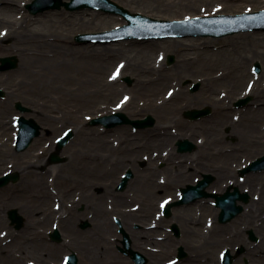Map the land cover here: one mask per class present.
<instances>
[{
    "label": "rangeland",
    "instance_id": "374dc122",
    "mask_svg": "<svg viewBox=\"0 0 264 264\" xmlns=\"http://www.w3.org/2000/svg\"><path fill=\"white\" fill-rule=\"evenodd\" d=\"M15 1L17 2V4H20L22 11H19V9L15 11L7 5H0V38L7 33L10 34V37L8 36L7 38L1 39L0 41V57L16 56L18 58V66L16 68L7 71H0V88L4 89L7 92V95L4 98L0 99V174L7 169H15L14 166L16 162L12 158L9 159V156H11V149L13 148L11 141L13 130L8 132L6 131V127L8 126V124L10 126L12 125L11 122L14 121L19 113V111L15 108V103L17 101H21L23 105L30 108V111L24 113V115L27 117L35 118L39 123H41L42 121L48 122L46 120H42V118L44 117L45 119H48L51 116L54 117L56 123L60 122L63 125V122L66 121L64 119V117L66 116L65 113H69L71 115L75 114L74 120L76 124H72V126H75V128H80L81 130H83V132H87L89 134H92V131L90 130L93 129V135H87L84 137H82L80 133L81 131L79 129L78 134L74 138V141H76V137L77 140H83V145H75L73 147L75 149L78 148L83 152L86 149L84 143L85 140L88 139V137L92 138L93 136L94 139H98L96 142L93 138V142L91 141V139L89 140V142H91L94 147L97 145L98 141L102 139L104 132L103 127H101L100 125H91L90 119L112 113L114 109L113 106L124 94H130L132 98L122 109V111L127 115L133 118H139L146 117L147 115L151 114L156 118V121L158 122L161 121L162 123H166V121H168L166 119H163L164 117H162V115H165L164 112L155 110L153 106L148 105L149 99L141 96V88L146 82V78L141 75L143 68H151L153 66H158L161 63H164L166 66L165 68L173 76H170V78H168L169 81H164L162 83L164 85H170V88L176 91L175 93L179 92V89L185 91V89H189L192 84L200 83L201 90L200 88H198L192 93L189 89V92H185L192 98V101H194L195 104H193L192 107L195 108H201L205 106H210L212 108V106L209 105L208 102L212 101V103H214L213 99H207L209 94L208 86L209 84L214 85V83L217 82L204 80V78H206L208 69L215 70L218 68H223L225 65L240 62L243 70L247 75L244 85V88L247 91L251 89L252 85H264V31H247V33L252 34L251 37L246 34L244 39L235 41H232L229 38L244 32L219 37V40L215 41H211L210 36L200 37L204 38L201 40H182L179 37L178 42L167 43V38L164 42L160 41V43L154 48H146L143 44L144 41L137 38H131L111 44H79L75 40L76 35L80 33L100 32L114 29L118 26L126 24V20L121 15L106 13L104 11L96 9H79L72 11L66 9L65 7H62L61 9L47 10L38 14H33L26 7V4L31 3L33 0ZM113 1L128 8L132 12H139L154 18L166 20L183 19L177 14L184 13L190 14L189 18H191L205 15L241 14L245 12L264 10V0H260L258 2L239 1L238 3H235L234 6H230L229 8H222V5L218 4L217 2L207 8L200 9H195L193 7L191 9L190 6L186 7L183 5L173 7H157L155 3L148 0ZM54 13L58 14V18H55V21H47L43 19L45 15ZM97 14H100L99 18H94V16ZM63 17L67 18V20L62 21ZM29 19L30 21H28L26 25L24 22ZM57 19L62 20L58 22ZM14 22L24 23L25 26H27L29 29H32L34 32H41L43 34H49L53 36L57 35L64 38L67 37L70 40L68 41V44H60L63 45V47L60 49L56 48L51 50L50 47L43 46L45 48L44 51L47 52V56L49 57L47 61H43V65L50 66L64 61L65 59H72L77 57L79 58V56H77L78 51H83V48H86L85 51L91 53L86 56L83 55V57L80 56L79 61L74 62V72L72 74H69V76L58 75L57 73L58 71H60V68H52L55 74L48 73L49 70L41 72L44 73V76L43 74H41L37 77H40L44 86H51L49 88L43 87L40 92H32V87L28 85V82H23L20 73L18 74L17 72H15V70L20 67L19 64L21 62V58L19 57L16 50L14 51L11 49L14 36L11 35V33L14 32L19 26L13 24ZM103 48H108L109 52L107 55H105L104 58H99L97 55V51H100ZM219 51L222 52L218 53ZM169 55L175 56L174 62H168ZM128 62H132L134 66L128 67ZM256 63H259L262 68L261 72L258 74L254 71V66ZM121 64L127 65H125L123 71H121L119 81L116 83V85H114L113 89H111L112 94L109 96L97 95L95 91L98 89L97 87L99 86V84L97 85L94 83L95 77L97 78V74L94 72V70L100 69L101 71H104L105 76H108L114 67L118 68ZM99 74L101 77H98L103 83L102 78L104 77V74ZM179 76L181 78H179ZM127 77L131 78V84H129L125 80ZM167 91L168 89L166 90V92ZM226 93H228V90L225 87L223 88L222 86H219L215 91V98L219 99L221 95H225ZM248 97H250V100L247 104L242 107L236 106V103L240 99H246ZM253 100L254 96L249 94L244 98L235 100L231 104L233 111H230L228 113L229 121L240 122L242 118L241 116L243 115L241 109L249 106L253 102ZM213 109L214 107L212 108V112ZM181 114L183 113L181 112L180 115ZM250 115L255 116L256 114L251 113ZM222 117L224 118V116ZM186 121L190 123L200 122L201 119L196 121ZM169 122L172 123L169 124L171 125L170 129H175L177 128L176 126L179 125L176 124V122H172L170 120ZM258 126L260 129L264 130V112L258 117ZM63 127H66V125H64ZM223 133L226 147L231 150V146L238 143V136L236 135V131L231 125L227 124L223 127ZM199 136L202 139L201 134ZM262 141V148H264V137L262 138ZM72 142L70 143L69 147L72 146ZM197 143H199V141H197ZM43 147H45L48 152V149L51 147V145L47 143ZM69 153L72 154L74 153V151L71 150L69 151ZM249 155L250 154L247 152L240 151L238 153V158H232L230 164L231 166L229 167H232L235 170L233 169L232 171H230V173H226L227 176L222 179L215 177V185L217 187L224 186L227 188L230 185L239 186L235 184L236 181H239L240 183H243L242 187L239 186L240 191L242 193L246 192V189L249 188L248 176L258 174L255 172L247 174L241 173V168L243 167L242 162ZM260 155H263V153ZM250 157L252 161L256 159L254 157L252 158V156ZM224 162L226 163V165L227 163H230L229 159H227V156L224 158H220V163L223 164ZM10 186L12 189H21L24 185L21 182L9 184V187H4L3 189H0V191L9 190ZM243 186H245V190L243 189ZM212 187L214 186L212 185ZM217 187L211 189V191L213 190L218 192ZM261 187L264 190V185L258 184L257 190L251 189L248 192L249 197H251V202L255 200V197L262 195ZM256 191L257 194H254ZM166 195L176 197L177 193L174 190ZM166 195L157 194L155 196V203L157 204L158 201ZM77 198H80V196L77 195ZM107 199L110 202L112 200V197H108ZM213 201V198H207L203 200L201 199V202L199 203H201V206L204 208V210L200 206H198L197 203L196 208L194 209L196 216L200 215L202 211L204 212V227H202L203 231L211 235L213 237V241H219L213 242L214 244H211L208 247V250H211L215 253L208 252L207 256L202 258L204 260L203 264H213L211 261V257L218 258L219 251L224 248L233 249L234 246L238 245L239 242H236L235 240L233 242H230V237L233 236L231 232H226L227 234L224 233L221 236L223 237L222 240L214 238V235L216 234V232H214V227L218 222L215 221L216 210L214 208L215 206L213 205ZM157 207L155 208V211H158ZM178 209L179 207L175 208L174 213ZM245 211L248 212V208ZM109 212L111 213V209L109 210ZM113 214H115V212L111 213V217ZM115 217L117 216L114 215L113 218ZM236 221L237 218L229 223H226V225L224 226H227L226 228L229 227L232 229L234 228L233 225L235 224L241 225L243 231L245 230L248 237L247 232L249 230H252L253 228L245 229V223L238 224L236 223ZM162 233L164 232L159 230V232H157V235H162ZM255 233L257 234V232ZM257 237L260 239L259 245H261L262 236L260 234H257ZM58 247L60 253H63V255L73 251L68 242H62ZM256 252L260 251L257 250ZM173 255L174 254L170 253L168 256L172 257ZM254 255L255 253L251 256ZM250 258L243 255L240 259L241 264L258 263V259L256 262V260H251ZM162 259L167 258L163 255ZM161 264H164L163 260Z\"/></svg>",
    "mask_w": 264,
    "mask_h": 264
},
{
    "label": "flooded vegetation",
    "instance_id": "af4514ba",
    "mask_svg": "<svg viewBox=\"0 0 264 264\" xmlns=\"http://www.w3.org/2000/svg\"><path fill=\"white\" fill-rule=\"evenodd\" d=\"M43 123L45 125L42 133L33 142V145L37 142L35 147L31 149L33 145L30 146L15 159L17 168L23 174L16 183L21 182L24 186L21 189L0 191V264H61L63 253H60L58 246L62 242L71 241L73 236H76L77 230L86 231L93 225L91 218L94 215V204L92 198L87 195L93 192L102 195L109 189L108 196L113 190L126 192L131 188L132 191L123 201L125 203L123 208L135 213V217L131 218L132 228L135 231H156L157 228L152 224L151 216L145 217V223H141V202L137 194L140 192L151 194L152 192L166 195L174 190L179 191L187 186L189 181L193 182L206 173L211 174L215 180V171L219 167V155L215 158L214 155L209 156L210 151L206 155L203 154V158L196 155L199 150L198 146L204 145L206 139L202 129L197 133L195 131L191 133V130L185 131L182 125L175 129H163L158 133L165 141L160 142L156 141L152 130L154 126L140 128L133 125H122L105 128V135L95 149L89 142L90 139L93 142L92 138L88 137L85 140V153L80 157L87 158L89 161L96 156L106 162L111 159L107 177H110L112 181H107V185L90 186L85 194L74 185H70L71 183L64 178L65 174L71 173V160L76 156L68 159L66 156L69 154L64 153L63 161L54 162L52 150L45 154L46 148L43 147L49 143L52 149L55 148L58 137L64 130L72 127L73 118L70 115L67 116L63 125L60 122ZM64 125L66 127H63ZM184 139L192 141L196 148L193 151L180 152L177 143ZM94 150L97 151L96 154L93 153ZM14 151L18 152L16 149ZM208 160L214 165H210ZM125 175H130V178L124 189L119 190ZM141 176L151 178V181L147 184L141 183L139 181ZM102 178V173H98L96 179L101 181ZM77 195L80 196L79 199ZM103 202L106 209L108 205H111V208L116 211L114 201L109 202L106 197V201L103 199ZM85 210H87L86 216L81 215L77 218V215L81 212L85 213ZM186 213L187 210L182 209L167 218L162 228L167 235L163 238H158L156 234L154 237H147L143 232L141 240H149L146 249L168 256L173 251L178 255L179 248L183 246L186 255L181 264H203L202 258L205 256L206 248L204 236L199 230H188L184 227L178 215L182 214L184 218L189 219ZM197 218L198 222L194 228L203 225V216L200 215ZM109 221L113 222L114 228L108 230L106 235L113 251L120 257L131 261V264H137L132 256L125 252L123 230L128 233L132 250L146 254L145 250L134 244L122 218L109 216ZM84 223L87 224L85 228L82 227ZM174 223L178 226V234L173 229ZM67 224L69 227L66 226ZM166 240L173 245L165 247L162 251L160 244ZM45 243L49 244L47 250H45ZM158 246L160 249H157ZM189 247H192L191 254ZM251 248L253 247L244 246L243 249H238V253L240 252L241 256H251ZM105 255L106 252H103L101 264H108ZM238 259L239 257L236 262ZM117 264L121 263L117 261Z\"/></svg>",
    "mask_w": 264,
    "mask_h": 264
},
{
    "label": "bare ground",
    "instance_id": "6f19581e",
    "mask_svg": "<svg viewBox=\"0 0 264 264\" xmlns=\"http://www.w3.org/2000/svg\"><path fill=\"white\" fill-rule=\"evenodd\" d=\"M132 1H141V0H132ZM157 5V7H173V6H186L192 9L193 8H207L212 4H215L218 2V4L222 5V8H229L230 6H234L235 3H238L239 1H250V2H258L260 0H148ZM0 5H7L14 9L15 11L19 9V11H22V8L20 4H17L15 0H0ZM178 16H181L182 18H188L190 14L184 13V14H177ZM63 16V15H62ZM100 14H97L94 16V18H99ZM93 17V16H92ZM55 18H58V14H47L44 16L43 19L47 21H55ZM58 22L62 19H57ZM67 20V18L63 17L62 21ZM29 20H26L24 23L27 25ZM24 23H13L15 25H19L18 28L14 32L11 33L13 36V45H11L12 50H16L18 53L20 59L19 68L15 70L18 74L22 76V81L28 82V85L31 86V91H38L40 92L43 87L49 88L51 85L44 86L42 84V80L40 77H37L38 75L43 74L41 72H45L49 70L48 73L55 74L54 70L52 68H60V71H58V75H66L69 76V74H72L74 72L73 70V64L74 62H78L80 59V56L83 57V55H88V51H85L86 48H83V51H78L79 58H72V59H65L64 61L58 62L54 65L46 66L43 65V61H47L49 57L47 56V52L44 51V47H50L52 49H60L63 47V45L60 44H68L70 41L67 37H60L57 35H49V34H43L41 32H34L32 29H29L27 26H25ZM22 30V31H21ZM248 34V36H252V34L244 32L241 34H237L235 36H232L229 38L232 41L244 39L245 35ZM259 34V33H257ZM10 37V34L7 33L3 35L0 38L4 39L7 37ZM53 36V37H50ZM182 40H201L204 38L200 37H186V38H180ZM211 41L219 40V38H212L210 37ZM50 41V42H49ZM143 44L146 48H154L157 46L160 41L164 42L165 39H149V40H143ZM167 43L171 42H178V38H168L166 40ZM142 43V42H141ZM109 52L108 48H103L100 51H97V55L99 58H104L105 55H107ZM222 51H219L218 53H221ZM45 55V57H44ZM40 56V57H39ZM125 65L127 64H121L119 67L118 74L123 71ZM117 66V65H115ZM134 66L132 62H128V67ZM165 64L161 63L158 66H153L151 68H143V71L141 75L146 78V82L141 88V96L145 97L146 99H149L150 106H153L155 110H158L159 112H165L167 113L170 118L169 120L172 122H176L177 124H180L184 126L187 130H191V133L195 131L197 133L200 129H202L205 132V143L204 145L199 146V150L197 151L196 155L199 158H203V153H208L210 151V155H214V158L216 156H220V158H224L227 156V159H229L231 163L232 158H238V153L240 151H244L249 153L250 155L242 162V164L247 163L251 157L258 156L259 154L264 153V148H262V138L264 137V130L260 129L258 126V117L260 114L264 112V85H252L251 89L248 91L244 88L245 85V79L247 78L246 72L243 70V67L241 66L240 62H236L234 64L225 65L223 68L218 69H208L207 75L204 80L206 81H213L217 82L214 83V85L209 84L208 89V97L207 99L211 100L213 99L214 103H211L215 109V115L214 117L207 118L201 122L188 124L184 121H182L179 117V113L191 108V106L194 104L192 101V98L187 95L186 93L179 91L177 93H167L166 90L170 89V85H164L162 82L169 81L168 78L170 76H173L168 72V70L165 68ZM94 72L97 74V78L95 77L94 83L99 84L97 87L98 89L95 91L97 95L105 96V95H111V89H113L114 85L119 81V78L117 77V67H114L110 74L108 76H105L104 71H101L100 69L94 70ZM104 74L103 83L99 79L100 74ZM99 76V77H98ZM115 76V78H113ZM179 78H181L179 76ZM30 80V81H29ZM101 85V86H100ZM219 86L225 87L228 90V93L225 95H221L219 99L215 98L216 94L215 91ZM244 88V89H243ZM245 90V91H243ZM253 95L254 100L253 102L247 106L244 109H241V112H243V115L241 116L240 122H230L229 121V112L233 111V108L231 104L239 99L244 98L246 95ZM179 98L185 99L184 102H180ZM132 99V98H131ZM127 103H122L121 105L115 104V108L122 109ZM255 113L256 115L251 116L248 113ZM224 116V118L222 117ZM54 119V117H49L50 119ZM166 121V123H162L159 121L156 123L154 128L152 129L154 132V135L156 136V141L163 142L165 141L164 138L161 136L158 130V128H166L169 127V124H172L171 122ZM229 124L233 127V129L236 131V134L238 136V143L232 145L231 151L229 149H225L226 143L223 140L222 133H223V127ZM193 127V128H191ZM205 127V128H202ZM12 129V127H10ZM6 131H8V126L6 127ZM83 132V130H82ZM84 133V132H83ZM259 147V149H258ZM207 151V152H206ZM250 158V159H248ZM207 160V159H205ZM112 160L110 159L109 162H106L102 158H98V156L93 157L92 161H89L87 158L79 157L77 156L75 159L71 160V173L65 174L64 178L69 181L71 184L77 187L82 191V193L87 191V189L90 186H96V185H107V181H112L110 177H107L109 173V163ZM209 161V160H208ZM210 162V161H209ZM210 165H214L212 162H210ZM229 163H224L222 166H219L216 168V174L219 179H222L226 177V173H230L232 171V167ZM98 173H102V180L98 181L96 179V176ZM249 182L248 187L251 189L257 190V185L261 184L264 185V170L259 172L257 175H251L248 176ZM139 181L141 183L147 184L149 181H151V178L141 176L139 178ZM235 184L242 187L243 183H240L239 181H236ZM245 186H243V189ZM143 189V188H141ZM140 189V190H141ZM224 186L219 187V191H223ZM263 196L260 197L259 201H253L250 205V210L248 212L244 211L239 218H237L236 223L238 224H248L253 229L256 230L258 234L262 236L261 245H254L253 248H251V253L254 254L257 250L260 252H256L254 256H251V260L258 259L257 264H264V217L261 216L264 211V190L261 187ZM260 190V192H261ZM132 191V189H128L126 192H113V201L115 202L116 210L119 212V216L122 218L123 223L127 231L131 234L134 244L137 246H140L142 249L145 250V253L147 254V257H149V263L148 264H161V259L159 260V256L161 252H152L148 251L146 249L147 244L149 243V240L143 241L141 240V237L143 235L144 230L135 231L132 228V221L131 218L135 217V213H132L131 211H127L125 208H123L124 204L123 201L127 197V195ZM109 192V189L107 191H104L102 195L95 194L94 192L92 194H87L92 198L93 204H94V210H93V217L91 218V222L93 225L90 229L86 231H76V236H73V239L69 241V246L75 248L78 251V259L80 264H101L103 252H106L105 258L108 260V264H117V261L121 264H131V261L127 260L126 258H122L119 255L115 254L113 251L112 245L109 243L108 236L106 233H108V230H112L114 228L113 222L109 221V210L105 208L104 202L102 203V200L104 199L106 201L107 193ZM105 193V194H104ZM257 191L254 193L256 194ZM86 194V193H85ZM143 194V195H142ZM153 193L151 194L149 192H140L137 194L139 198L143 200V206L145 207V214L143 217L149 218L150 215L153 213L156 203L153 199ZM136 196V195H135ZM262 210V212H261ZM151 211V212H150ZM87 210H85V213L81 212L77 215V218L82 216H86ZM150 212V213H149ZM257 214V216H256ZM186 217L189 219H186L183 217L182 214H179L178 217L181 218V220L184 223V227L188 230H199L200 228H197L195 224L198 222V218H195L191 214H185ZM261 216V218H259ZM177 217V216H176ZM259 218V219H258ZM67 227L68 224L66 225ZM218 227V226H217ZM235 236H238L241 234L239 231V225L235 224ZM226 230L222 228V230H219V234H224ZM156 234L155 230H149L145 231L144 235L147 237H154ZM231 241L234 240V236H231ZM229 238V239H230ZM248 245L250 243H247ZM162 251L165 250V247H169L170 242L168 240L163 241L161 244ZM103 247V252L101 251V248ZM49 248V244L45 243V250ZM256 258V259H253ZM214 261L215 259L212 258ZM166 261V260H165ZM168 264V263H164Z\"/></svg>",
    "mask_w": 264,
    "mask_h": 264
},
{
    "label": "water",
    "instance_id": "95a60500",
    "mask_svg": "<svg viewBox=\"0 0 264 264\" xmlns=\"http://www.w3.org/2000/svg\"><path fill=\"white\" fill-rule=\"evenodd\" d=\"M65 6L70 10H76L81 8H101L108 12H114L121 14L128 21L129 24L120 27L114 31L96 33V34H79L76 36V40L80 43H88L90 41L109 43L112 41H118L120 39H125L131 36L140 35L141 38H146L150 36L156 37H167V36H186V35H214L222 36L226 34H231L238 32L240 30L248 29H260L264 28V11L255 13H246L238 16H218V17H207L194 19L190 21H163L155 20L153 18L146 17L140 13H132L128 9L118 5L112 0H34L33 3L28 4V8L34 14L48 10L56 9ZM174 56L169 57V61L172 62ZM1 65L0 70H8L17 67L18 59L15 56L12 57H2L0 58ZM257 70H260V66L257 65ZM129 79V78H128ZM4 95V91L0 89V96ZM18 108L22 111H27L28 109L20 102L17 103ZM193 112L204 113L205 111L195 110ZM122 118L121 122H133L124 116V114H117ZM114 116H110L111 118ZM106 118H100L94 120L95 123L104 121ZM21 133L18 139V145L27 146L34 134H36L38 129V124L34 119H27L21 117ZM138 122V121H134ZM153 122V121H149ZM138 123H143L139 121ZM32 133V135H30ZM62 146V144H61ZM264 167V156L254 161L252 166H250L246 171L252 168ZM11 176H6L0 178V186L7 184ZM209 182L208 179L202 182L201 186H194L186 189L184 191L183 201L195 200L198 197L208 196L204 191V187ZM181 201V202H183ZM228 204V205H227ZM223 207L222 218L224 221L231 219L241 210V206L235 204H229L222 199L221 203ZM73 261H76V257L73 255ZM226 263H231V254L228 252ZM76 264V263H73Z\"/></svg>",
    "mask_w": 264,
    "mask_h": 264
},
{
    "label": "snow or ice",
    "instance_id": "6c2138e0",
    "mask_svg": "<svg viewBox=\"0 0 264 264\" xmlns=\"http://www.w3.org/2000/svg\"><path fill=\"white\" fill-rule=\"evenodd\" d=\"M118 72H119V69H117V74H118ZM113 78H115V76H113Z\"/></svg>",
    "mask_w": 264,
    "mask_h": 264
}]
</instances>
